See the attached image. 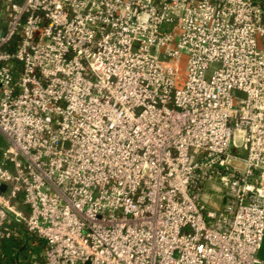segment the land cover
<instances>
[{
	"label": "built area",
	"instance_id": "1",
	"mask_svg": "<svg viewBox=\"0 0 264 264\" xmlns=\"http://www.w3.org/2000/svg\"><path fill=\"white\" fill-rule=\"evenodd\" d=\"M0 135L46 264H258L264 0H0Z\"/></svg>",
	"mask_w": 264,
	"mask_h": 264
},
{
	"label": "trees",
	"instance_id": "2",
	"mask_svg": "<svg viewBox=\"0 0 264 264\" xmlns=\"http://www.w3.org/2000/svg\"><path fill=\"white\" fill-rule=\"evenodd\" d=\"M5 140L0 136V155ZM7 226L11 234L0 239V264H46L45 242L26 227L16 222Z\"/></svg>",
	"mask_w": 264,
	"mask_h": 264
},
{
	"label": "rangeland",
	"instance_id": "3",
	"mask_svg": "<svg viewBox=\"0 0 264 264\" xmlns=\"http://www.w3.org/2000/svg\"><path fill=\"white\" fill-rule=\"evenodd\" d=\"M179 65H180V70H181V73L183 72V66H184V63H185V59L182 58L178 61ZM1 136V135H0ZM206 194H204L203 196V199H206L207 200V203H206V206L209 207V206H213V207H217L221 204V199L220 197L218 196L217 193H214L212 191H206L205 192Z\"/></svg>",
	"mask_w": 264,
	"mask_h": 264
},
{
	"label": "water",
	"instance_id": "4",
	"mask_svg": "<svg viewBox=\"0 0 264 264\" xmlns=\"http://www.w3.org/2000/svg\"><path fill=\"white\" fill-rule=\"evenodd\" d=\"M4 188H5V185L2 184L0 186V189L4 190ZM258 257L260 259V262L258 264H264V235H263V239H262V242H261V246L258 249Z\"/></svg>",
	"mask_w": 264,
	"mask_h": 264
}]
</instances>
